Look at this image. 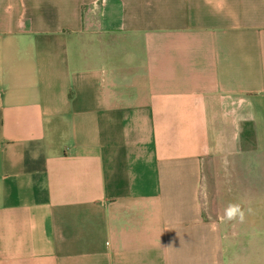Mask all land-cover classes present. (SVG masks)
<instances>
[{
    "label": "crops",
    "instance_id": "1",
    "mask_svg": "<svg viewBox=\"0 0 264 264\" xmlns=\"http://www.w3.org/2000/svg\"><path fill=\"white\" fill-rule=\"evenodd\" d=\"M0 264H264V0H0Z\"/></svg>",
    "mask_w": 264,
    "mask_h": 264
},
{
    "label": "rangeland",
    "instance_id": "2",
    "mask_svg": "<svg viewBox=\"0 0 264 264\" xmlns=\"http://www.w3.org/2000/svg\"><path fill=\"white\" fill-rule=\"evenodd\" d=\"M211 200H213V193L210 194V208L213 207V203H214V202H212ZM213 208H215V207H213ZM213 208H212L211 210L214 212V209H213ZM213 212H212V213H213Z\"/></svg>",
    "mask_w": 264,
    "mask_h": 264
}]
</instances>
